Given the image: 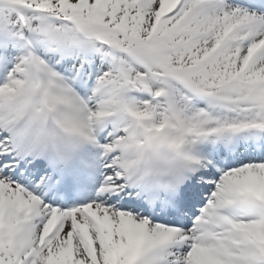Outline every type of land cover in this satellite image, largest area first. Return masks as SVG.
I'll list each match as a JSON object with an SVG mask.
<instances>
[{"label": "snow or ice", "instance_id": "6c2138e0", "mask_svg": "<svg viewBox=\"0 0 264 264\" xmlns=\"http://www.w3.org/2000/svg\"><path fill=\"white\" fill-rule=\"evenodd\" d=\"M0 264H264V0H0Z\"/></svg>", "mask_w": 264, "mask_h": 264}]
</instances>
